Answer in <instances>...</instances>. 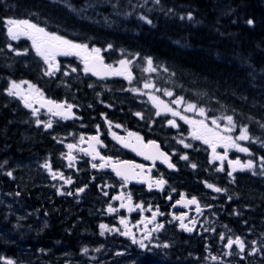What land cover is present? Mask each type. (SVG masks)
I'll list each match as a JSON object with an SVG mask.
<instances>
[{
	"label": "trees",
	"instance_id": "obj_1",
	"mask_svg": "<svg viewBox=\"0 0 264 264\" xmlns=\"http://www.w3.org/2000/svg\"><path fill=\"white\" fill-rule=\"evenodd\" d=\"M189 14L192 19L187 18ZM9 18L29 19L50 32L90 46L106 48L111 44L117 56L123 50L151 57L156 66L163 65L175 73L169 77L161 71L159 78L155 74L158 87L198 101L212 110L210 116L234 115L238 125H248L253 139L264 141V128L260 127L264 123V0H160L159 4L154 0H0V82L4 80V87L13 80L37 82L45 78L44 62L32 51L29 41L17 42L7 36L4 21ZM248 20L254 23L249 25ZM8 45L20 52L27 49V54L17 55ZM12 107V99L0 88V146L6 151L4 157L13 159L18 155L22 159L46 149L41 138L16 130L19 117L13 114ZM257 143L259 146H255ZM245 146L258 158L264 157L260 142L246 141ZM16 150L23 152L16 154ZM262 171L257 170V176L243 172L234 179H215L200 169L188 174L184 181L192 188L190 191H204L206 184L213 185L217 180L220 188L228 191L227 210L238 206L236 201H241L239 207L247 210L244 216H223V223L240 238L247 233L252 237L264 231ZM28 192L25 189L24 196ZM25 198L42 216L47 214V197ZM221 202L225 203V198ZM41 232L35 241L20 238L33 254L36 249H47V231ZM57 234L53 241L68 243L66 232L60 230ZM207 234L208 231L209 246L201 245V251L208 250L217 259L194 262L189 239L175 235L172 244L164 248L161 264H177L176 257L178 264H264V248L255 254L245 252L241 257L223 259L216 241ZM12 255L24 256L19 257L21 262L35 257L18 251Z\"/></svg>",
	"mask_w": 264,
	"mask_h": 264
},
{
	"label": "flooded vegetation",
	"instance_id": "obj_2",
	"mask_svg": "<svg viewBox=\"0 0 264 264\" xmlns=\"http://www.w3.org/2000/svg\"><path fill=\"white\" fill-rule=\"evenodd\" d=\"M102 54L106 63L115 65V60L107 57L106 52ZM57 59L61 70L55 76L45 78L43 83L45 85L42 84V86L36 85L34 81L31 83L42 90L45 98L53 97L57 99V102L66 101L74 105L73 115L70 118L64 119L55 116L48 112L47 108H41L39 104H33V107L39 108L37 115L33 116L30 108L24 107L19 98L11 96L13 114L17 118L19 117L16 130H26L35 137H38V133H42L44 130V135L40 138L47 144V162L51 164L53 172L58 174L57 178L53 179L47 170V182H45L47 184L45 188L47 215H44V218L47 217V229L44 232L47 231L48 257L55 261L59 260L57 254L65 253L66 256H77V260L82 261V258L79 257L80 246H94L98 247V260H102L105 264H161V259H164V254H162L164 243L173 241L172 236L185 235L189 239L193 261L209 262L212 255L208 250L205 253L201 251V245H204L205 248L209 246L206 237L207 230L192 226L193 231L187 234L186 230L180 227V221L173 219L174 216L180 215H183L185 220L191 219V209L196 208L195 205L185 206L181 201L182 195L185 200L198 196L196 191L189 193L184 185L186 170L182 168V165H185L187 161L182 160L180 152L174 149L166 151L170 157V163L174 165V170H171L157 162L151 163L143 155H136L112 137L111 133L115 132L126 141L133 143L135 137L128 136V133L132 132L142 137L143 142L155 141V139H147L145 136L147 127L143 126L146 123H142V119L132 113L131 84L121 81L115 76L111 79H100L91 74H85L82 71L83 65L76 57H58ZM72 67H76L77 72H71ZM65 71L69 74L64 75ZM51 81L60 84L59 89L54 91L58 97L49 94L47 82ZM23 88L27 90L26 85H23ZM140 112L145 119L146 111L140 110ZM37 119L44 122L51 120L52 127L45 129L43 124L37 126ZM109 122H111V128ZM137 122L140 126H137ZM117 124L121 127H115ZM174 131L175 136L171 139H177L179 136L183 138L190 132V130ZM156 132L164 133L163 130ZM97 135L103 146L95 145V147L101 155L110 157L111 163L126 161L130 164L144 166L143 169H136L139 175L133 181L129 180L125 185L122 179L115 176L109 166L92 167L94 163L97 165L102 163L98 157L93 160L90 154L92 149L89 146L91 143L89 138ZM81 136L84 137L83 140L80 139ZM196 141L198 142L196 146H203L210 151L206 158L212 157L211 148L201 141ZM68 144L76 145L71 149V155L74 157L71 161L67 158L70 152ZM80 149L87 150L89 154H85ZM217 149H222V147ZM1 161H3V154L0 155ZM221 167L224 168L223 171H216V173L227 174L231 171L227 164L225 167L222 164ZM2 169L1 167L0 188L3 186L4 170ZM237 172L235 171L233 174ZM60 173L62 176L59 175ZM67 179H70L71 183H65ZM160 179L166 183L162 187H157L156 181ZM149 184H152L151 188H149ZM81 188H84L83 192L78 191ZM18 189V183H14L13 187H6L3 192H7L6 194L16 192L21 195ZM105 192L108 195H104ZM129 193L133 207L131 212L127 208L120 207L122 202L129 203L127 200ZM114 196H122L123 199L114 200L112 199ZM178 201L181 202L177 203ZM197 201L200 205V201L198 199ZM137 204H142L143 210L136 208ZM109 205L118 211L109 213L107 211ZM157 210L158 214L155 220L148 223L147 221L152 219L153 212H157ZM122 217L128 221V228L135 234L137 240L143 238L146 231L145 225H147V230L155 228L157 224H163L164 227L152 232L151 240L144 241L147 247L142 249L138 244H133L129 236L120 234L125 231L124 225L120 223ZM195 217L196 215L192 219L195 220ZM142 219H144V223H139ZM9 220L8 224H14V214H10ZM101 224L106 225L107 229L102 230ZM2 225L0 222V246L8 239L7 234L14 235L8 229L11 226L3 228ZM197 225L200 226L201 223L198 222ZM60 230L66 232L67 244L53 241L54 238H58L57 233ZM102 231L103 235H101ZM212 232L213 230H210L208 234L211 235ZM226 250L228 249L226 248ZM3 260V256L0 255V264H4ZM175 262L178 264V257Z\"/></svg>",
	"mask_w": 264,
	"mask_h": 264
},
{
	"label": "snow or ice",
	"instance_id": "obj_3",
	"mask_svg": "<svg viewBox=\"0 0 264 264\" xmlns=\"http://www.w3.org/2000/svg\"><path fill=\"white\" fill-rule=\"evenodd\" d=\"M155 3L159 4L160 0H154ZM183 19V17H181ZM188 19H192L191 14L188 15ZM141 19L146 20L147 23H151L150 20H147L146 17H141ZM6 26V32L7 36L11 40H19L21 37H26L28 40L31 41V47L35 51L36 55L39 56L44 64L47 66L44 70L45 76H55L57 72L61 70L60 63L58 61V57H76L81 64L83 65L82 71L85 74H91L93 76H96L100 79H105L107 77L112 76H118L122 77L125 80H127L130 84L136 80V76L134 74V67L135 65V59L139 58V54H135V57L129 58L127 55H122L123 58L118 60L116 64L106 63L105 57L103 56V52L108 51L112 48V45L109 44L106 49H101L99 47H96L95 45L90 46L89 43H83V42H77L75 40L69 39L58 32H50L47 30L46 27H42L37 23L32 22L29 19H6L4 21ZM247 23L249 25L253 24L254 22L252 20H248ZM9 49L16 52L17 55H26L27 49H25L23 52L17 51L16 49L12 48L11 45H8ZM145 59V67L141 69V71L145 74H147L146 79L143 80L142 88H132L130 89L134 93H138L141 95H147L149 101H151L153 107L156 109V116L161 115H171L172 117H179L180 120L184 121L185 124H188L190 126V133L189 135L193 140L201 141L203 144L208 145L212 150V159L213 160H220L223 161L227 159V153L228 149L235 148L236 150L243 152V153H249V149L247 147L242 146L239 141H252V142H260L262 146H264V141H259V138L253 139L249 134L248 125H238L237 121L235 119L234 115H228V114H221L218 116H210L209 112L212 111L209 108H206L205 106H202L198 101H194L191 99H187L183 95H176L175 91L170 88H162L158 87L156 81L152 78V74H156V76L159 78V73L162 71L163 73H167L169 77L174 76V72H169V69L167 67H164L163 65L156 66L154 65L153 59L151 57H146ZM76 67L71 68V72H77ZM64 75H68L69 73L65 71L63 73ZM23 85H27V90L23 88ZM7 95L12 97L19 98L23 104L24 107L30 108L32 110L33 116H36L39 112V108L33 107V104H39L41 108H47V111L52 113L55 116H60L61 118L68 119L70 118L73 113L72 109L74 105L65 102H57L51 99H47L44 96V93L41 89L36 87V85L32 84L29 81H10L9 86L5 89ZM162 93L163 96L168 97L169 99L166 101L161 98V96L156 95V93ZM182 109V111L180 110ZM185 113H192V116L185 115ZM135 115L139 116L141 119H143L142 113H135ZM196 117H199L197 119ZM37 126H40L43 124L45 129L52 127V121L48 120L47 122L41 121L39 119L36 120ZM167 124L174 128H179V125L177 124L175 119H169L167 121ZM109 127L111 128V122H109ZM115 127L119 128L120 125H115ZM239 127V134L235 137L231 135V133H234L237 131V128ZM261 128H264V123L260 124ZM99 130V126H98ZM113 139L117 140L121 144H123L124 147H133L134 151H138V154L144 155L145 159L149 160H155L160 157H164V159L167 161L168 157L165 153L161 152L159 150V145H157L154 141H149L148 144H144L142 142V137L137 135L136 133L129 132L128 136L135 137V140L137 144L134 146L130 142L126 141L123 137L118 136L115 132H112ZM81 140L84 139L83 136L80 137ZM90 141L94 143H90V148L92 149V152L90 153L92 155L93 160H95L97 157L102 162L101 164H93V168H103L106 166H111L113 171H115L116 175L120 177L124 184L126 185L129 179L134 178L139 175V173L136 171V169H143V165H135L130 164L129 162L123 161V162H117L116 164L111 163L110 157H105L100 154L99 151H97L95 145H102V142L99 139V136H93L89 138ZM181 143L185 148L192 147L191 144L185 143L184 139H181L178 141ZM68 149L70 150L69 154L67 155V158L71 161L74 159V157L71 155V149L75 148L76 145L74 144H68ZM217 147H223L225 149L224 154L220 155L217 153L216 149ZM80 151H84L85 154H89L87 150L80 149ZM250 154V153H249ZM181 159L187 160L188 156L183 155L181 156ZM261 160V167L264 169V157L260 158ZM6 163V162H5ZM229 166L231 167V171L228 172L229 176H232L233 172L237 171V167L239 166V170L243 171L245 169L251 170L255 168V164L252 160H248L246 163H241L239 159L235 161H228ZM45 169L49 171V173L52 175L53 179L57 178V173L53 172L51 168V164L49 162H45L44 165H42ZM168 166L174 167L171 163L168 164ZM2 167V166H0ZM191 167L195 168L196 165L192 164ZM218 171H223V167L217 169ZM255 174V173H253ZM262 174H264V171H262ZM7 175L9 177L12 176V172H7ZM62 176V173L59 174ZM65 183H71L70 179L65 180ZM166 183L163 179H160L156 181L157 187H162L163 184ZM207 187L212 188L216 192L225 191L219 187H215L212 184H206ZM152 187V184H149V188ZM79 192H83L84 188H81L78 190ZM71 195V193H68ZM19 195V193H17ZM104 195H108L107 192L104 193ZM114 200H122V196H114L112 197ZM231 199V197H230ZM128 204L121 203V208H127L129 212L133 211V207L131 206V194L129 193L127 195ZM181 201L187 205H196V211L199 213L201 211L199 202L195 197H192L191 199L185 200L183 195L181 196ZM181 201H178L177 203H180ZM136 208H139L143 210L142 204L135 205ZM151 211V209H148ZM107 211L109 213H114L118 211V209L112 207L111 205L108 206ZM157 212H153L152 219L148 220V223H152ZM173 219L180 221V227L188 232L193 231L191 227H188L184 223V216H174ZM192 223H195V221H191ZM120 223L124 225L125 231L121 232V235L129 236L132 239L133 244H138L140 248L144 249L147 247V245L144 243L145 240H151L152 238V232H155L159 229H162L164 227L163 224H157L155 228L151 230H147V225H145L146 231L144 233V236L142 239L137 240L135 234L131 231L130 228H128V221L125 218L120 219ZM139 223H144V219H142ZM100 228L102 230L107 229V226L104 224L100 225ZM115 231H120L119 229H113ZM103 231L101 232V235H103ZM220 239L223 241L225 240V236L221 234ZM255 243V242H253ZM233 245H236L240 252H243L245 249V243L240 237H236L235 240L232 238H227V243L225 244V247L227 249H232ZM163 247L167 248L169 247L168 244H164ZM84 253L88 252V249L85 248ZM98 251V250H97ZM258 251V249H253L252 253L255 254V252ZM232 253L226 252L225 255H231ZM212 259H217L216 257H212ZM7 264H13L12 261H8Z\"/></svg>",
	"mask_w": 264,
	"mask_h": 264
},
{
	"label": "rangeland",
	"instance_id": "obj_4",
	"mask_svg": "<svg viewBox=\"0 0 264 264\" xmlns=\"http://www.w3.org/2000/svg\"><path fill=\"white\" fill-rule=\"evenodd\" d=\"M11 40V39H10ZM22 40H28L26 37H21L19 40H15L17 42L22 41ZM30 45H31V41L28 40ZM107 48V47H106ZM110 50V49H109ZM109 50L107 52H109ZM20 51V50H19ZM32 51H34L32 49ZM35 52V51H34ZM123 55H127L129 58H133L135 57V54H127V53H123ZM122 52H120L117 56L116 62L120 59L123 58ZM39 58V60H42L39 56H37ZM145 57H140L135 59V67L133 69L134 74L136 76V80H134L131 83V89L136 87V88H142V83L143 80L148 78L147 74L143 73L141 71V69L143 67H145ZM78 60V59H77ZM116 64V63H115ZM155 65V64H154ZM47 67V66H46ZM45 67V68H46ZM44 68V70H45ZM155 74H152V78L156 81V78L154 77ZM115 78L120 79L121 81H125L128 84H130L127 80H125L122 77H118L115 76ZM45 82V80H39L36 82V85H41ZM10 83V82H9ZM63 84V83H61ZM60 84H56L54 87V91H57L59 88ZM5 86V82L4 80H2L0 82V88L2 90V92L9 86V84H7L6 87ZM38 87V86H36ZM39 88V87H38ZM26 89H27V85H26ZM156 95L161 96L162 99L164 100H168V97L163 96L162 93H156ZM107 96V95H106ZM131 101H132V113L134 116L140 118L139 116L135 115V113L140 112V110H144L146 111V120L142 119V123H146L143 124V126L147 127V130H145V136L146 134H150L153 130H149V128H161L162 125L164 127H166L167 125V121L169 119H175L177 124L179 125V128H177V130H190V126L188 124H185L184 121L180 120L179 117H172L170 114L169 115H161V116H156V109L153 107L151 101H149L148 96L147 95H141L138 93H134L131 91ZM145 108V109H144ZM182 111V109H180ZM185 115H189L192 116V113H185ZM161 118L163 119V124L161 123ZM197 119H199V117H196ZM137 126H140L139 122H137ZM190 133V132H189ZM189 133L183 137V138H179L176 141H173L171 139V136L169 135H165L162 134V138L164 141L165 146L171 150L174 148H177V152H180V155H187L188 159L185 160L187 161V167L191 168L192 164H195V161H188L190 158L195 159V160H202V155L204 154V151H206V148H203V146H196L198 143L195 144L196 140H193L191 138V136L189 135ZM239 134V127L237 128V131L234 133H231V135H233L234 137L236 135ZM180 137V136H179ZM184 139L185 143H189L192 145V147L190 148H185L181 143H179L178 141ZM239 143L244 146V144L246 143L245 141H239ZM218 148V147H217ZM217 153H219L220 155L224 154L225 149L222 147V149H217L216 150ZM23 151H17L16 150V154H21ZM229 152H237V154H235V156H233V158L229 159ZM6 151L3 150V148L0 146V155L3 154V159H5L6 161H1L0 165L2 166V170H4V176H3V186L2 188H0V222L3 224L2 227H5V224L8 222V214L10 213L11 210L13 212H15V220H14V224L8 228L9 231H11L14 235L10 236V235H6L7 236V240H5L4 242H2L1 244H3L2 246H0V255L3 256V263L7 264L8 261H12L13 264H105L103 263L102 260H98L97 255H98V247H86V246H80V252H79V257L82 258V261L77 260V256H72V255H68L66 256L65 253H60L57 254L56 256L58 257L59 260H51V258L48 257V253H47V249L45 250V252H41V249H36L34 254L35 257L34 258H27L25 261L26 262H21V259H19V257L23 258L24 256H19L18 258L16 256H13L12 253L13 252H17L18 253H23L25 255H34L33 252H29L27 250L26 247L27 246L23 243H21V237H25V238H29V239H33V241L38 240V238L40 236H36L38 235L42 229L45 227V221H36V218L40 217L38 215H36L35 212L33 211H29V210H22L21 206H22V199L20 197H16V193L12 192L11 194L8 193H4L3 189H5L6 187H10L14 185V183H18L21 185V187H24L25 189H27L28 191H31L32 188H37L40 189L38 191H35L32 193V197H35L37 195L41 196V197H47V193H45V188L47 187V184L45 183L47 181V171L44 170V167L42 165L45 164V162L47 161V156L45 155H35L34 157H32L31 159L29 157H26L24 159H19L16 156H13L14 158H10L8 157H4ZM207 154H209L208 152H206ZM240 152L238 150H236L235 148H230L228 149V153H227V159L223 160V161H219V160H213L212 157L209 158V163L211 165V167H219L222 166V164H227L229 165L228 161H235L237 159L240 160L241 163H246L248 160H252L255 164V168L248 170L245 169L241 172H250L251 171H257L259 173H261V170H263L261 168V160L260 158L257 160H253L251 159L249 156H240ZM245 155H249L248 153H243ZM180 156V157H181ZM17 159V160H16ZM184 160V159H182ZM226 161V162H225ZM6 162V163H5ZM209 167V168H211ZM237 167V171H239V166ZM1 168V167H0ZM231 170V169H230ZM11 171L12 172V176L9 177L7 175V172ZM259 173H255L253 174L254 176H257V174ZM207 174L209 176L214 177L215 179L218 178V176L216 175L215 171H210L207 169ZM223 174V173H222ZM224 177H226L224 175ZM35 180V181H34ZM214 186L215 187H219V184L216 182H214ZM192 189V188H191ZM223 189V188H221ZM19 190L20 192H23L22 189L19 186ZM224 190V189H223ZM214 193H212V192ZM3 194V195H2ZM227 197H229L228 195V191H221V192H216L214 191L212 188L207 187V192L205 194V199L204 201H202L200 203L201 206V211L198 213L196 211V208H192L191 209V219H187L185 220L184 218V223L186 225H188V227H199L202 230H207L208 232L210 230H213V236L210 235L215 241H216V246L219 249V254L222 256L223 259L229 258V257H241L243 255V253L245 252H250L252 253L253 249H260V248H264V231L260 232L259 235L253 234L252 237H248V235L250 233H247L246 235H244L243 238L241 237V239L244 241L245 243V249L243 252H240L239 248L236 245H233L232 249L230 250H226L225 248V244L227 243V238H232L233 240L236 239V237H238L237 235H234V232L232 230H229L228 227L226 226L225 223H220V216L222 215H234V216H244L246 210L243 207H230V209L227 211V213L225 214V209L227 210ZM223 198H225V203H222L221 200H223ZM26 199V198H24ZM15 203V204H14ZM17 203H19V205H17ZM226 204V205H225ZM35 215H32L34 214ZM196 215L195 217V223H192L191 221H193V217ZM182 216V215H180ZM36 217V218H35ZM17 218V220H16ZM200 222L201 225L198 226L197 223ZM259 222V221H258ZM264 222V221H261ZM35 224V226H34ZM38 224V227H37ZM225 224V225H224ZM34 227V229L32 230V228ZM172 230V229H171ZM184 231V230H183ZM187 234H189L188 231H186ZM221 234H223L225 236V240H221L220 236ZM208 235V234H207ZM7 242V243H5ZM223 242H225V244H223ZM255 242V243H253ZM165 244V243H164ZM54 245V244H53ZM7 247L9 250L5 249ZM12 248V249H11ZM87 248L88 252L84 253V249ZM39 250V252H38ZM231 252V255H225L226 252ZM93 256H92V254ZM96 255V256H95ZM86 256H90V257H86ZM96 258V259H95ZM127 261V259H124V261ZM117 264V263H116Z\"/></svg>",
	"mask_w": 264,
	"mask_h": 264
},
{
	"label": "water",
	"instance_id": "obj_5",
	"mask_svg": "<svg viewBox=\"0 0 264 264\" xmlns=\"http://www.w3.org/2000/svg\"><path fill=\"white\" fill-rule=\"evenodd\" d=\"M96 77V76H95ZM96 78H98V77H96ZM110 78H112V77H107V79H110ZM91 143H94V142H92L91 141ZM144 143V142H143ZM157 145H159L157 142H155ZM132 145H136L137 144V142H136V140L133 142V143H131ZM145 144V143H144ZM126 148H129L132 152H134L136 155H139L140 156V154H138V151H134L133 150V147H126ZM159 150L161 151V152H163L161 149H160V146H159ZM163 153H165V152H163ZM166 154V153H165ZM144 156V155H143ZM166 156L168 157V159H167V161L164 159V157H160V158H158V159H155V160H149L148 159V161H150L151 163H159V164H162V165H164V166H166L167 168H169V169H171V170H174V167H169L168 166V164L170 163V159H169V156L166 154ZM112 164H114V163H112ZM109 168L112 170V172L115 174V176L117 177V178H119V179H121L120 177H118L117 175H116V173H115V171H113V169H112V167L111 166H109ZM135 179V177L134 178H131V179H129V180H134Z\"/></svg>",
	"mask_w": 264,
	"mask_h": 264
},
{
	"label": "bare ground",
	"instance_id": "obj_6",
	"mask_svg": "<svg viewBox=\"0 0 264 264\" xmlns=\"http://www.w3.org/2000/svg\"><path fill=\"white\" fill-rule=\"evenodd\" d=\"M211 192H212V191H211ZM212 193H214V192H212ZM246 209H247V208H246ZM249 209H250V208H249ZM249 209H248V210H249ZM246 211H247V210H246Z\"/></svg>",
	"mask_w": 264,
	"mask_h": 264
}]
</instances>
